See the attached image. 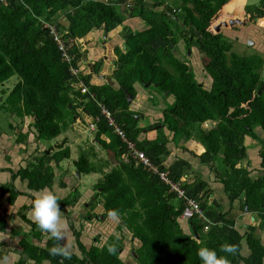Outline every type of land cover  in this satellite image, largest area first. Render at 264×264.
Returning <instances> with one entry per match:
<instances>
[{
	"label": "trees",
	"instance_id": "16d2710c",
	"mask_svg": "<svg viewBox=\"0 0 264 264\" xmlns=\"http://www.w3.org/2000/svg\"><path fill=\"white\" fill-rule=\"evenodd\" d=\"M151 2L0 0V84L16 77L10 89L0 88L3 95L0 110L13 113L21 124L27 121L26 131L15 124L19 129L17 142H38L58 136L74 118H79L77 109L82 105L87 122L95 124V135L106 150V161L113 164L93 184L90 202L102 203V215L89 212L84 217L96 215L103 219L118 210V229L125 227L139 242L135 247L138 264H202L197 249L203 245L227 255L230 264H264V57L256 52H234L224 33L252 23L264 15V10L260 4L242 5L243 0ZM128 17H139L144 27L132 28L124 22ZM48 24L55 28L72 56L70 61L62 57ZM194 28L198 35L194 34ZM99 30L105 34L107 57L95 61L89 74L85 71L87 45L92 34ZM117 35L123 38L126 47L111 42ZM179 41L197 47L202 72L209 79L195 78L177 57L171 46ZM105 73L117 81V89L101 82L99 76ZM135 82L149 83L147 87L161 97L165 91L166 96L173 97L162 109L161 122L174 136L190 137L197 128L204 143L200 160L210 162L229 201H240L238 208L230 206L223 210L222 206L209 202L206 183L202 180L184 183L189 168L185 160H175L168 166L164 163L167 137L155 129V124L138 126L136 112L128 108V99L135 97ZM80 84L86 86L87 92H81ZM101 104L111 111L117 125L147 155L157 171H164L170 182L177 183L187 197L197 201L205 219L194 214L187 220L189 231L182 228L179 216L186 199L179 198L170 183L161 180L152 167L127 157L128 149L101 114ZM205 120H212L213 126L204 129L201 124ZM257 127L261 134L256 132ZM143 129L149 134L139 139ZM102 133L109 134L108 142L99 138ZM245 136L257 139L261 146L260 172L255 176L236 166L247 154ZM69 152L68 147L58 146L49 154L35 156L34 161L20 167L12 176L27 180L30 189L43 188L53 181L50 161L68 158ZM74 165L80 173L97 170L84 153ZM3 190L10 193V201L18 193L13 184L4 186ZM241 192H244L242 198ZM79 197L80 192L75 188L69 196L60 199V204H75ZM244 211L256 213L260 221L257 226L249 225L241 231L235 215ZM29 223L37 232L32 234L45 239L40 247L29 243L25 236L20 241L23 252L35 261L122 264L118 258L122 238L117 235H110L102 246L85 248L75 230L80 254L72 252L69 259L52 255L50 250L60 247V243L50 233L42 234L44 230L36 221ZM110 245L116 246L115 254L108 251ZM225 245L234 246L235 253L223 252Z\"/></svg>",
	"mask_w": 264,
	"mask_h": 264
},
{
	"label": "crops",
	"instance_id": "0c3cea01",
	"mask_svg": "<svg viewBox=\"0 0 264 264\" xmlns=\"http://www.w3.org/2000/svg\"><path fill=\"white\" fill-rule=\"evenodd\" d=\"M124 22L135 29L144 27L139 17H128ZM132 23H135L137 26H132ZM258 28L255 24L249 23L245 30H243L244 33L241 34V37H243V40L250 37L253 40V49L258 46L262 47L264 55V42H261L264 35L258 34ZM224 33L225 36L232 37L237 31L229 29L225 30ZM93 34V39L87 45L89 52L86 59L88 60L85 59V71L89 74L93 72L95 61H102L107 57L103 44L105 34L102 30L96 31ZM111 42L120 45L122 48L126 47L123 38L119 35L114 36ZM99 78L101 82L113 85L115 89L119 87L117 81L107 73L100 75ZM134 86L136 90L135 97L131 100L128 99V108L136 112L134 116L138 120V126L144 127L149 124H155V129L160 130L167 137V155L165 156L164 163L168 166L175 160H185L189 168L186 170L184 183L202 180L206 183L207 192H209V202L222 206L223 210L228 209L230 206L233 209L238 208L240 201L236 200L232 203L229 201L223 183L216 177V173L211 168L210 162H202L200 160L199 153L203 149L199 148L201 143L196 140L194 134L190 137L178 135L179 139L173 141L172 138H175L173 132H170L165 124L161 122L162 109L172 101L170 100L171 95L161 97L154 89L146 87L139 82H135ZM77 110L79 118H74L58 136L51 140H40L38 142H17L18 133L16 134L15 132V124L17 125L18 123L19 127L21 126V130L26 131L27 121L21 124L18 117H16L17 121H13V117L10 116L13 113L6 112L5 119L7 124L5 126L7 125L9 129L11 128L12 134L0 125V264H52L46 259L35 261V259L28 257L20 245L21 239L25 236L29 243L39 247L44 246L45 239L32 234L36 231L35 229L33 231L29 222L36 221L33 215V203L39 190L45 188L54 190L61 199L69 196L75 188L80 192V197L75 204L61 206V223L66 229V235L64 240L59 242L60 246H67L71 252L80 254L76 243L75 230L78 231L79 241L85 248H89L91 245L102 246L109 239L110 235H117L122 238V245L118 248V258L122 264H138L135 247L139 245V242L131 236V233L125 227L121 230L118 229L117 225L120 221L117 216L113 217L109 213L103 219H98L96 215L94 217H84L89 212L91 215H102V203L93 205L90 202L94 194L93 184L100 178L102 171H107L113 164H109L106 161V154L100 148V143L95 135V129L88 127L89 122H87V115L83 111L82 105ZM213 124L212 120H205L201 125L204 129H208ZM256 132L260 134L262 131L257 127ZM148 134L149 132L143 129L139 132L138 138H145ZM99 138L108 142L110 136L109 134L102 133ZM244 141V145L247 148L249 147L248 150L251 148L254 152L251 150L247 152L245 157L241 158L236 166L245 168L251 176L258 175L261 161L259 155L261 146L259 141L251 136H245ZM58 146L68 147L70 156L60 160V162L50 161L49 164L54 173L51 184L40 189H30L27 186V180L15 176V174L12 176V173H16L20 167H25L31 161H34L35 156L42 155L43 153L49 154L57 150ZM87 150L93 151L92 156L88 158L91 162L96 160V164L92 163L97 170L89 172L92 174V179L89 182L90 186H86L85 184L81 186V175L89 173H80L75 167L74 161L81 153H85ZM61 161H67L69 166L61 170L59 168L60 163H62ZM72 165L73 167H71ZM76 172H79L80 175L77 176ZM10 184H13L15 191H18L11 201L9 199L10 193L3 190L4 186ZM180 221L182 228L188 232L187 221ZM259 221L260 218L254 212H236L235 215V223L241 231L245 230L246 226L249 225L257 226ZM45 233L43 231L42 234ZM245 250H247L246 246Z\"/></svg>",
	"mask_w": 264,
	"mask_h": 264
},
{
	"label": "clouds",
	"instance_id": "9594fccd",
	"mask_svg": "<svg viewBox=\"0 0 264 264\" xmlns=\"http://www.w3.org/2000/svg\"><path fill=\"white\" fill-rule=\"evenodd\" d=\"M60 196L49 188L39 190L34 203L33 215L40 228L47 233H50L57 242L63 241L66 235V229L61 223V204ZM115 217L118 215V210H113L110 213ZM110 253L115 254L117 248L115 245H110L108 248ZM236 249L232 245H225L223 252L235 253ZM52 255H62L65 258H71L72 252L67 246L53 247L50 250ZM197 255L200 257L202 264H230L227 255L218 254L215 248L203 245L197 249Z\"/></svg>",
	"mask_w": 264,
	"mask_h": 264
},
{
	"label": "built area",
	"instance_id": "2783aa9c",
	"mask_svg": "<svg viewBox=\"0 0 264 264\" xmlns=\"http://www.w3.org/2000/svg\"><path fill=\"white\" fill-rule=\"evenodd\" d=\"M48 26L50 29V33L53 34L54 40L57 41L58 49L61 51L62 57L66 61H70L72 59V56L65 49L63 41L58 37V35L55 31V28L51 24H48ZM71 70L73 73H76L75 68H71ZM80 90L82 93L87 92V88L83 84L81 85ZM100 110H101V114L106 118L108 125L112 127V130L114 132H116L119 135L120 139L125 143V145L128 149L127 157H130V158L142 163L145 166L152 167L154 171L158 172L161 180H163L166 183H168V182L170 183L171 190H174L179 198L184 199V200L186 199V205L184 206V208H183V210L179 216L180 220L187 221L188 219L193 217L194 214H197V213H198L199 217L205 219L204 216L202 215V212H201L198 204H197V201L193 197H187L185 194V190L182 189L177 183L170 182L168 180V178L166 177L164 171H157L156 167H154L151 164V161L149 160L147 155L142 150L136 148L134 142L131 141L130 139H128L126 134L124 133V131H122L121 128L117 125V123L115 122V120L112 116L111 111H109L102 104L100 105ZM88 127H90L91 129H95V124L93 122H89ZM127 157H125L124 160L127 161L128 160ZM205 228H207V226H205Z\"/></svg>",
	"mask_w": 264,
	"mask_h": 264
},
{
	"label": "rangeland",
	"instance_id": "374dc122",
	"mask_svg": "<svg viewBox=\"0 0 264 264\" xmlns=\"http://www.w3.org/2000/svg\"><path fill=\"white\" fill-rule=\"evenodd\" d=\"M145 1H147L148 3H150L151 2V0H145ZM263 1V2H262ZM243 0V4L242 5H259L260 4V7L264 10V0ZM128 2H130V3H133V0H128ZM171 3H173L172 1H170ZM152 3V2H151ZM119 7V6H118ZM252 7V6H251ZM120 8V7H119ZM252 24H255L256 26H258L259 28H258V34L259 35H264V15L263 16H259V17H257L253 22H252ZM132 26H134V27H136L137 25L135 24V23H132ZM238 32H239V30H238ZM93 37H94V34H92V39H93ZM263 37V41H261L262 43L264 42V36H262ZM91 39V40H92ZM249 42L251 43V44H253L252 43V39L249 37ZM91 42V41H90ZM89 42V43H90ZM181 43H182V41H179L177 44H176V46H172V49L174 50V52L177 50V47H179V48H181ZM179 44V45H178ZM251 44H249L248 43V40H246V44H238V43H234L233 44V47H232V50L233 51H235L236 53L238 52H241V49L242 50H245V52L247 53V54H249V53H252L253 51V49L251 48L252 46H251ZM248 45V46H247ZM255 45V44H254ZM246 46V47H245ZM245 47V48H244ZM250 47V48H249ZM259 47V46H258ZM258 50V49H257ZM181 54H183V51H181L180 52ZM176 55L178 56L179 54H178V52H176ZM189 57H191V59H192V61H193V64H192V66H194L195 68H196V75H197V77H198V79H202L203 77H205L206 75L203 73V72H201L200 71V69H201V62H199L198 63V60H197V57H195V55L193 54V52H190V56ZM264 57V56H263ZM86 60H88V59H86ZM85 60V61H86ZM90 60V59H89ZM86 63V62H85ZM205 78H208L209 79V77L208 76H206ZM16 80V77L15 76H12L11 78H9L7 81H5V82H3V83H1L0 84V88L1 87H3V88H5V89H10L11 88V86H12V84L14 83V81ZM165 94V93H164ZM168 94V93H167ZM166 95H164V97H165ZM170 96V95H169ZM0 97H2V99H3V95H0ZM167 97V96H166ZM170 100H172V96L170 97ZM0 101H1V99H0ZM5 115H6V112L5 111H1L0 110V125H1V127L2 128H4L6 131H8V132H10L11 134H12V130H11V128L9 129L8 127H7V125L5 126V124H7V121H6V119H5ZM10 116H12L13 118H12V120L13 121H17L18 119L16 118V116L15 115H11L10 114ZM20 124V123H19ZM83 126V125H82ZM83 128H85L84 126H83ZM86 130H88L87 128H86ZM85 131V130H84ZM195 131V137L197 138H199V136H198V130H197V128L194 130ZM261 134V133H260ZM179 139V137L177 136V135H175V138H172V140L173 141H177ZM245 139V138H244ZM198 140V139H197ZM199 143H201L200 144V149H204V143L202 142V140L199 138ZM243 143H245V141H243ZM99 147V146H98ZM97 147V148H98ZM100 148L104 151V153L106 154V150L100 145ZM249 149V147L247 148V150H246V153L247 152H250V150L251 151H253V149H251L250 148V150H248ZM254 152V151H253ZM92 153H93V151H89V150H87L84 154H86L87 155V157H89V156H92ZM96 157V156H95ZM94 157V158H95ZM60 162V161H59ZM62 163H60V165H59V168L62 170V168H67L68 166H69V164H68V162L67 161H61ZM94 164H96V160L95 161H92ZM215 162H216V160H215ZM215 162H214V164H215ZM71 167H73V165L71 166ZM70 167V168H71ZM72 171H74V170H72ZM92 179V174L91 173H89V174H82L81 175V178H80V183H81V186H84V184L86 185V186H90V184H89V182H90V180ZM206 196H208L209 197V192H207V194H206ZM256 233H260V230L259 229H256Z\"/></svg>",
	"mask_w": 264,
	"mask_h": 264
},
{
	"label": "flooded vegetation",
	"instance_id": "af4514ba",
	"mask_svg": "<svg viewBox=\"0 0 264 264\" xmlns=\"http://www.w3.org/2000/svg\"><path fill=\"white\" fill-rule=\"evenodd\" d=\"M249 25V24H248ZM248 25H246V26H235V28L233 29L234 31H237V33L236 34H234L232 37H230V36H226V38H227V40L231 43V49H232V47H233V44L235 43H240V44H246V40H250L249 38H244V40H243V37H241V34H243L244 32H243V30H245V28L248 26ZM238 30H239V32H238ZM243 36V35H242ZM252 43H253V40H252ZM179 45V44H178ZM248 46V45H247ZM251 46H252V44H251ZM246 47V46H245ZM244 47V48H245ZM171 48H172V46H171ZM252 49H253V47H251ZM258 49V50H257ZM181 51H183V54H181L180 52ZM253 52L252 53H254V52H256V53H260V54H262L263 55V53H262V47H256V48H254L253 50H252ZM176 52H178V58L180 59V60H182L183 62H185V64L189 67V69L194 73V75H195V78H197L198 79V77H197V75H196V68L194 67V66H192V64H193V61H192V59H191V57H189L190 56V52H193V54L195 55V57H197V60H198V63L199 62H202V59H201V55H200V53H199V51H198V49H197V47L196 46H194V45H191V46H187L186 44H185V42L184 41H182V43H181V48H179V47H177V50H176ZM235 52V51H234ZM238 53V52H237ZM238 54H247L246 52H245V50H242L241 49V52H239ZM249 54H251V53H249ZM264 56V55H263ZM201 65V69H200V71L202 72L203 71V66H202V63L200 64ZM264 75V74H263Z\"/></svg>",
	"mask_w": 264,
	"mask_h": 264
},
{
	"label": "water",
	"instance_id": "95a60500",
	"mask_svg": "<svg viewBox=\"0 0 264 264\" xmlns=\"http://www.w3.org/2000/svg\"><path fill=\"white\" fill-rule=\"evenodd\" d=\"M194 34H195V35H198V34H199V31L196 30L195 28H194ZM248 43L251 44L249 41H248ZM263 74H264V71H263ZM6 81H7V80H6ZM148 85H149V83H145V84H144V86H146V87H147ZM164 93H165V95H166L168 92L165 91ZM0 99H1V97H0ZM128 101H129V100H128ZM33 120H34L33 118L30 119L31 122H33ZM15 132H16V134H17V133L19 132V129H18V128H15ZM262 143L264 144V138H263V142H262ZM76 175L79 176V175H80L79 172H76ZM243 195H244V192H241V194H240V198H242ZM193 234H194V237L197 238V234H196L195 232H194Z\"/></svg>",
	"mask_w": 264,
	"mask_h": 264
}]
</instances>
